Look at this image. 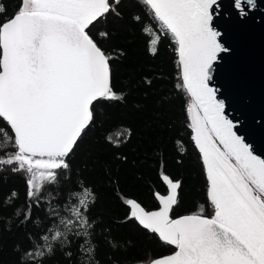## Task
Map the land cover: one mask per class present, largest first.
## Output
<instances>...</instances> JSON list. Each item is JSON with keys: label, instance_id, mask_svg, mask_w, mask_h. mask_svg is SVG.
<instances>
[{"label": "snow or ice", "instance_id": "1", "mask_svg": "<svg viewBox=\"0 0 264 264\" xmlns=\"http://www.w3.org/2000/svg\"><path fill=\"white\" fill-rule=\"evenodd\" d=\"M219 7V0H17L9 10L0 0V175L9 167L25 174L36 205L60 183L98 118L97 103L123 99L113 88L115 57L104 44L109 20L135 10L130 19L142 23L151 54L165 37L176 46V87L187 95V127L207 182L206 206L185 215H175L182 183L168 175L166 194H154L155 210L127 199L129 218L174 248L151 264H264V157L238 134L239 121L213 84L221 53L231 51L214 26ZM234 7L247 16L257 0H234ZM145 18L151 23L143 26ZM95 199L85 187L65 197L66 214L53 207L52 228L33 246V260L84 238L82 264H99L87 215Z\"/></svg>", "mask_w": 264, "mask_h": 264}, {"label": "trees", "instance_id": "2", "mask_svg": "<svg viewBox=\"0 0 264 264\" xmlns=\"http://www.w3.org/2000/svg\"><path fill=\"white\" fill-rule=\"evenodd\" d=\"M3 3L13 10L17 0ZM133 11L126 9L123 20H109L111 38L104 44L115 57L113 88L123 99L97 103L98 118L82 137L71 157V169L60 183L49 187L36 205L28 198L25 174L13 173L9 167L0 175V264L41 260L43 264H82L85 257L79 245L84 238L74 239L67 250L50 258L38 256L34 261L29 253L52 228L53 207L66 214L65 197L85 187L96 197L87 215L94 227L89 239L99 264H150L174 251L130 219L126 204L127 199H135L147 210H155L154 194L167 191L163 175L182 183L175 215L206 206L205 173L187 127V95L176 87L180 83L176 46L165 37L158 53L151 54L150 37L142 31V23L130 19ZM149 23L145 18L143 26ZM118 133L125 134L120 143H116Z\"/></svg>", "mask_w": 264, "mask_h": 264}, {"label": "water", "instance_id": "3", "mask_svg": "<svg viewBox=\"0 0 264 264\" xmlns=\"http://www.w3.org/2000/svg\"><path fill=\"white\" fill-rule=\"evenodd\" d=\"M219 3L214 26L231 51L221 53L213 84L220 90L218 98L226 101L229 117L239 121L238 134L264 157V0L246 9L247 16L239 14L234 0Z\"/></svg>", "mask_w": 264, "mask_h": 264}]
</instances>
